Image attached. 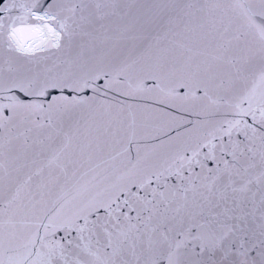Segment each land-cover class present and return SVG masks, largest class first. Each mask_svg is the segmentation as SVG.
<instances>
[{
  "label": "snow or ice",
  "instance_id": "snow-or-ice-1",
  "mask_svg": "<svg viewBox=\"0 0 264 264\" xmlns=\"http://www.w3.org/2000/svg\"><path fill=\"white\" fill-rule=\"evenodd\" d=\"M0 264H264V0H0Z\"/></svg>",
  "mask_w": 264,
  "mask_h": 264
}]
</instances>
